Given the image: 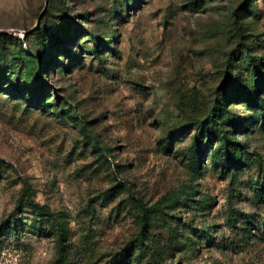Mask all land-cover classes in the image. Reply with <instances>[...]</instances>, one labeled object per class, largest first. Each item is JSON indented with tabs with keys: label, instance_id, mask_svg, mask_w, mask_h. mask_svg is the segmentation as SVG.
<instances>
[{
	"label": "rangeland",
	"instance_id": "1",
	"mask_svg": "<svg viewBox=\"0 0 264 264\" xmlns=\"http://www.w3.org/2000/svg\"><path fill=\"white\" fill-rule=\"evenodd\" d=\"M262 59L264 0H0V264H264Z\"/></svg>",
	"mask_w": 264,
	"mask_h": 264
},
{
	"label": "trees",
	"instance_id": "2",
	"mask_svg": "<svg viewBox=\"0 0 264 264\" xmlns=\"http://www.w3.org/2000/svg\"><path fill=\"white\" fill-rule=\"evenodd\" d=\"M240 32H242L241 29H240ZM262 63L264 64V59H262ZM244 122H245V121H243V122L241 121L240 124H239V127H238V128L242 127V124H243ZM209 140H212V138H210V133H209ZM239 149H242V147L240 148V146H239L238 149L236 148V150H235V156H236V154L238 153V150H239ZM232 154H233V152H232ZM228 161H229V162L231 161L230 158H229Z\"/></svg>",
	"mask_w": 264,
	"mask_h": 264
}]
</instances>
